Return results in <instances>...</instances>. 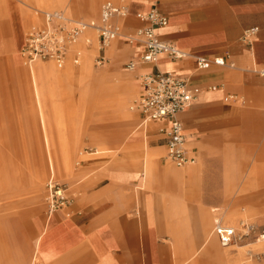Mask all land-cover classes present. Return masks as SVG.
<instances>
[{"label":"crops","instance_id":"0c3cea01","mask_svg":"<svg viewBox=\"0 0 264 264\" xmlns=\"http://www.w3.org/2000/svg\"><path fill=\"white\" fill-rule=\"evenodd\" d=\"M1 2L6 7L11 36L0 32V65L8 60L20 64L28 21L22 7L28 8L33 2L37 6L58 4L59 0ZM95 2L88 0L90 11ZM127 8L128 15L119 20L124 21L117 39L122 46H111L107 54L116 64L127 60L124 70L129 62L136 66L127 70L131 73L120 77L115 85L105 86V75L93 73L86 59L81 72L88 83L80 90L79 104L109 121L98 127L107 135L98 132L93 135L96 142H102L105 137L118 136L132 124L126 107L136 91L134 102L139 98L144 75L174 73L186 79L192 88L199 90V95L178 119L183 125L188 154L195 164L175 170L167 166L164 157L156 161L157 152L164 149L158 131L166 123L142 125V115L135 111L139 123L129 132L130 141L146 143L147 134L157 140L150 147L146 144L145 148L121 150L83 164L82 169L94 173V181L100 183L86 191L80 189L77 200L70 206L46 213L37 224L40 234L35 253L41 264H187L193 256L187 253L191 250L204 251L206 257L229 256L218 248L213 233L207 238L203 235L209 225V209L224 202L225 162L241 153L242 138L253 143L264 138V82L255 72L264 68V0H138ZM152 9L168 19L167 26L155 28L158 37L190 57L176 61L161 57L156 64L141 62L143 45L130 44L128 39L144 26L136 16ZM44 14L41 13L40 21ZM251 28L258 30L248 42H242L244 31ZM85 37V43L89 41L85 47L92 48L88 35ZM95 39L99 48L95 65L99 57L105 65L106 48L101 50ZM70 55L71 50L67 61ZM194 56L223 57L232 67L213 66L201 71ZM4 73L23 78L26 83L22 96L31 101L26 115L35 120L40 134L41 144L35 151L40 162L46 158L51 171L69 170L73 148L60 147L59 152L51 148L53 130L59 131L54 97L73 76V69L68 65L57 72L47 65L26 73L10 67ZM0 122L13 123L16 118L0 114ZM138 130L141 133H136ZM5 147L8 149L1 154L12 155L8 141ZM4 165L10 167L8 160L4 159ZM145 185L151 191L141 195ZM133 186H140L136 201ZM224 218L230 226L235 225L236 215L231 211ZM194 245L198 247L195 249ZM5 253L0 249V257Z\"/></svg>","mask_w":264,"mask_h":264},{"label":"rangeland","instance_id":"374dc122","mask_svg":"<svg viewBox=\"0 0 264 264\" xmlns=\"http://www.w3.org/2000/svg\"><path fill=\"white\" fill-rule=\"evenodd\" d=\"M1 1L0 32L9 37L11 36L10 22L5 14V4ZM105 1L131 6L138 0H96L93 11L89 10L88 0H59L58 4L56 2L46 6H37L33 2L28 8L22 7L28 14L25 34L31 26L43 24V21H40L43 12L62 11L69 18L76 20L85 22L96 20L99 18L101 5ZM123 22L118 20L117 24L121 27ZM52 28H54L53 25ZM123 32H126L124 28ZM86 35L93 43V47L90 49L85 47L86 37L79 40L71 49L69 60L61 69L50 62L27 65L22 61L23 58L20 64L8 60L4 64L6 66L0 65V114H11L16 118V122L13 123L0 122V249L6 252L2 255L3 257H0V264H41L35 253V244L40 234L37 224L48 213L45 199L46 184L50 178L59 184L66 185L70 200L75 201L80 189L86 191L100 183L94 181L96 177L94 173H86L82 169L85 162L95 161V158L106 155H114L121 150L145 148L146 144L150 147L157 140V137L148 134L146 143L142 140L133 142L129 139V132L136 129L139 123L138 114L131 109L137 97L136 91L126 107L132 119L130 127L116 137L109 135L111 140L105 137L102 142H96L93 135L97 132L107 135V132L101 131L98 127L109 121L104 118V115L79 104L80 90L88 83L81 68L87 59V64L93 73L105 75V86L115 85L120 77H126V74L131 72L124 70L123 64L127 60L116 64L107 54L111 46L115 44L122 46V41L115 40L106 48L105 54L108 60L105 65L98 67L94 61L99 49L95 42L96 36L92 31H88ZM75 54L79 56L77 63L73 58ZM47 65L57 72L64 71L68 65L73 69V76L69 81L64 82L61 93L54 97L53 102L58 110L56 123L59 131L56 128L53 130L51 148L58 152L60 147L73 148L75 152L71 157L69 170L58 171L56 168L54 171L49 170L45 157L44 161L40 162L38 155L35 154L37 146L41 144L40 134L35 120L26 115L31 107V101L26 96H22L26 83L23 78L11 77L4 73L10 67L29 73L32 68L38 70ZM112 130V132L116 131ZM136 133H141V130ZM113 137L115 138L112 139ZM5 141H8L11 146L12 155L1 154L3 150L8 149L5 147ZM240 152L239 155L234 156V159H228L225 162L227 171L224 181V202L209 209V225L203 235L204 238L210 236L215 222L230 226L224 218V214L228 211L236 215L235 225L232 226L234 228H238L241 223L264 228V138L258 139L255 143L248 138H242ZM164 155L162 148L157 152L155 160H162ZM3 158L8 160L11 168L4 165ZM166 164L175 170L183 169L176 168L169 162ZM142 188L141 195L149 194L151 191L147 185ZM137 189H140V186L132 188L135 201L136 196L140 195ZM136 206L137 204L135 209ZM213 238L215 239L214 235ZM216 243L219 249L228 253V257H206L203 256L204 251L191 250L187 253L193 256L187 264H264V255H261L264 253V243L257 241L255 237L242 239L227 247H222L217 239ZM198 245H194V248L196 249Z\"/></svg>","mask_w":264,"mask_h":264},{"label":"built area","instance_id":"2783aa9c","mask_svg":"<svg viewBox=\"0 0 264 264\" xmlns=\"http://www.w3.org/2000/svg\"><path fill=\"white\" fill-rule=\"evenodd\" d=\"M127 15V6L115 4L112 1L103 2L99 18L88 22L72 21L58 11L45 13L43 24L30 27L25 35V43L21 50L24 64L50 62L59 69L63 68L72 47L81 38H84L88 31L94 32L99 47L103 50L119 38L121 28L116 21L125 18ZM136 17L144 26L128 41L130 44L140 42L143 45L144 52L141 56L143 64H156L161 57L171 61L190 57L175 45L160 39L156 34L155 28L165 27L168 24V19L164 14L152 9L149 13L138 14ZM257 30V28L245 30L242 42H248ZM78 59V56H75L74 62L77 63ZM194 59L197 69L201 71L213 66L223 67L227 65L232 67V64L223 57L194 56ZM103 65L104 59L102 57L97 58L96 66ZM135 66L134 62H129L125 67L132 71ZM255 72L264 82V68ZM141 85L142 92L131 109L142 115V125L153 122L166 123L158 131L165 149L164 160L177 168L194 165L195 159L188 154L183 125L178 116L191 108L197 100L199 90L192 88L186 79L174 73L144 75L141 78ZM67 191L66 185L57 183L53 178L48 180L45 199L48 214L70 206L72 201ZM212 233L217 237L222 247H227L250 237H255L257 241L264 243V228H257L248 223H241L238 228H234L215 222Z\"/></svg>","mask_w":264,"mask_h":264},{"label":"bare ground","instance_id":"6f19581e","mask_svg":"<svg viewBox=\"0 0 264 264\" xmlns=\"http://www.w3.org/2000/svg\"><path fill=\"white\" fill-rule=\"evenodd\" d=\"M24 43H25V38H24ZM21 57H22V55H21ZM56 157H57V155H56ZM59 161H60V160H59ZM60 168H62V167H60ZM62 169H63V168H62ZM62 169H61V170H62Z\"/></svg>","mask_w":264,"mask_h":264}]
</instances>
